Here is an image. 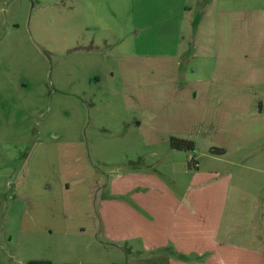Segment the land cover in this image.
Instances as JSON below:
<instances>
[{
	"label": "rangeland",
	"instance_id": "rangeland-1",
	"mask_svg": "<svg viewBox=\"0 0 264 264\" xmlns=\"http://www.w3.org/2000/svg\"><path fill=\"white\" fill-rule=\"evenodd\" d=\"M245 1L235 9L264 7V0ZM183 9L179 0H0L1 210L22 208L23 192L50 194L57 175L72 180L74 142L84 150L79 163L106 179L116 170L182 176L196 156L202 169L228 168L236 187L259 190L264 110L252 111L264 102V21L237 11L235 48L219 50L218 24ZM228 78L235 89L220 85ZM233 95L243 105L228 116ZM247 121L259 124L247 130ZM171 136L194 140L195 149L173 148ZM76 193L71 187L67 197ZM35 238L15 231L17 253H25L21 241ZM51 240L99 246L88 236Z\"/></svg>",
	"mask_w": 264,
	"mask_h": 264
},
{
	"label": "crops",
	"instance_id": "crops-1",
	"mask_svg": "<svg viewBox=\"0 0 264 264\" xmlns=\"http://www.w3.org/2000/svg\"><path fill=\"white\" fill-rule=\"evenodd\" d=\"M179 3L185 10L196 8L199 23L218 24L219 50L235 48L232 24L237 11H252L248 21H264V7L236 10V0ZM222 82L235 89L234 79ZM258 102L253 114L263 113L264 102ZM237 104L243 105L242 97L226 98L228 116L240 109ZM253 124L259 123L244 125L251 130ZM238 129L245 132L242 124ZM68 149L75 172L72 180L57 175L55 184L49 183L50 194L23 192L18 195L22 208L0 209V264H264V184L257 191L236 187L230 169H202L196 156L198 167L188 164L191 170L184 167L182 176L174 171L116 170L106 179L98 172L92 175L88 161L79 163L84 150L76 142ZM81 165L82 174L74 168ZM85 168L91 176L86 177ZM71 187L78 188V193L67 197ZM15 231L36 236L21 241L24 254L16 251ZM55 234L95 237L99 246L73 240L57 246L51 240ZM40 235L49 238L40 239ZM60 247L70 249L68 256H52Z\"/></svg>",
	"mask_w": 264,
	"mask_h": 264
},
{
	"label": "trees",
	"instance_id": "trees-1",
	"mask_svg": "<svg viewBox=\"0 0 264 264\" xmlns=\"http://www.w3.org/2000/svg\"><path fill=\"white\" fill-rule=\"evenodd\" d=\"M171 146L178 150H194L195 149V142L192 139L183 138V137H177V136H171L170 138ZM211 152L216 153H224L225 149L221 147H212ZM189 166H192L194 168L198 167L197 160L192 156L190 157V160L188 162Z\"/></svg>",
	"mask_w": 264,
	"mask_h": 264
}]
</instances>
